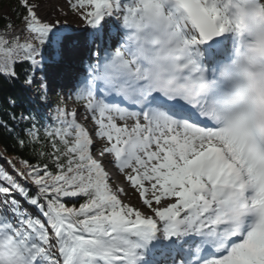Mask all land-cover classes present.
I'll return each mask as SVG.
<instances>
[{
	"label": "snow or ice",
	"instance_id": "6c2138e0",
	"mask_svg": "<svg viewBox=\"0 0 264 264\" xmlns=\"http://www.w3.org/2000/svg\"><path fill=\"white\" fill-rule=\"evenodd\" d=\"M19 3L0 77L27 64L36 96L24 127L0 128L43 163L0 165V264H264V0L52 5L81 29ZM70 55L79 72L50 73Z\"/></svg>",
	"mask_w": 264,
	"mask_h": 264
},
{
	"label": "trees",
	"instance_id": "16d2710c",
	"mask_svg": "<svg viewBox=\"0 0 264 264\" xmlns=\"http://www.w3.org/2000/svg\"><path fill=\"white\" fill-rule=\"evenodd\" d=\"M1 6L8 4L12 8L13 17L17 26L24 25L21 20V16L24 14V10L20 8L19 0L4 1L0 0ZM8 17L0 15V30H3L6 23H8ZM28 65H18L17 71L19 73V79L14 80L11 83L3 80L0 77V120L8 123L9 128L16 125L17 130L24 127L23 123H19L21 113L27 115L26 108L31 107V101L35 98L36 90L25 86L23 83L25 78V69ZM38 89V83L35 86ZM10 98L16 101L15 105L10 104ZM15 115L16 119H12ZM26 158L30 160L32 164H42L43 161H39L31 156L29 150L19 149L15 146V139L12 135L6 133L4 129L0 128V165H3L9 171L11 168L4 163L5 160H12L16 163L17 167H20L19 159ZM34 190V189H33Z\"/></svg>",
	"mask_w": 264,
	"mask_h": 264
},
{
	"label": "rangeland",
	"instance_id": "374dc122",
	"mask_svg": "<svg viewBox=\"0 0 264 264\" xmlns=\"http://www.w3.org/2000/svg\"><path fill=\"white\" fill-rule=\"evenodd\" d=\"M4 1H12V0H4ZM33 2H36V0H33ZM60 3L61 4V7L59 9H63L65 12H68L69 11V0H45V3L42 5V8L41 9H38V14L40 16H45L48 12H51L52 15H51V19L52 20H55V19H60V20H65L67 19V22L69 24H71L74 28L78 29V28H83L84 25H83V22L80 21V19L69 12V15L67 17H64L63 15L60 14L59 11H54L53 8H52V5L55 4L56 8L58 9V6H57V3ZM0 15L1 16H5V17H8L11 19V23L14 25V28L12 30H9L8 32L10 34H12V32L14 30H16L18 28V26L15 24V19L13 17V12H12V8L10 6L5 5V6H1L0 4ZM8 36L10 35H6L5 37L8 38ZM81 63V61H79ZM69 63V62H68ZM72 66V64H69ZM68 64H64L62 66H60L61 68H67ZM75 70V69H74ZM76 72H79L78 69H76ZM56 92H53L50 96V99L53 98L52 102H53V106H55V102L57 100L54 99V97L56 96L55 95ZM35 96H36V93H35ZM71 98L67 99L66 103H67V106L69 109L73 108V107H79L78 104H74L71 100ZM80 115L83 117L84 116V113L82 112H78V119L81 120V122H84L86 123V126L91 130L94 129V124L92 123V121L90 119L88 120H84V118L80 117ZM104 142L103 141H97V144L98 145H102ZM95 147V146H94ZM94 155L97 156V158H100L98 153L97 152H94ZM107 162L105 163L106 164V169L111 172V180H110V183H112L113 187H121V188H124L125 191L128 193L127 196H124L122 197V199L125 200L126 203H130L138 208L142 207L141 205V201H140V198L137 194L134 193V190L129 186L128 182L125 180V177L123 174H121V176L118 174V171L117 169L112 166L111 164L108 163V161L111 159L110 157H104Z\"/></svg>",
	"mask_w": 264,
	"mask_h": 264
},
{
	"label": "bare ground",
	"instance_id": "6f19581e",
	"mask_svg": "<svg viewBox=\"0 0 264 264\" xmlns=\"http://www.w3.org/2000/svg\"><path fill=\"white\" fill-rule=\"evenodd\" d=\"M57 6L59 9L61 7V4L58 2ZM8 38H9V36H8ZM81 59H82V56H80V55H70L67 58L66 62L77 63L78 61H81ZM74 69L75 68H72L70 66V68H66V69L65 68H61L58 70L52 69V70H50V73L55 72L57 74L64 75L65 77H68V76H71V75H74L75 73H77ZM61 90L64 91L63 89H61ZM80 117H82V116L80 115ZM82 118H84V116ZM104 161H105V163L107 162V160L105 158H104ZM109 173L111 174V172H109Z\"/></svg>",
	"mask_w": 264,
	"mask_h": 264
},
{
	"label": "built area",
	"instance_id": "2783aa9c",
	"mask_svg": "<svg viewBox=\"0 0 264 264\" xmlns=\"http://www.w3.org/2000/svg\"><path fill=\"white\" fill-rule=\"evenodd\" d=\"M5 36L7 35V34H4Z\"/></svg>",
	"mask_w": 264,
	"mask_h": 264
}]
</instances>
